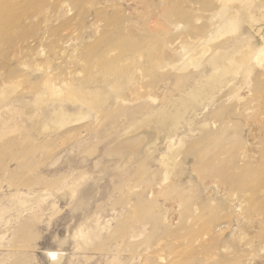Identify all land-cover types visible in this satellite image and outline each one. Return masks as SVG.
<instances>
[{
  "label": "rangeland",
  "instance_id": "obj_1",
  "mask_svg": "<svg viewBox=\"0 0 264 264\" xmlns=\"http://www.w3.org/2000/svg\"><path fill=\"white\" fill-rule=\"evenodd\" d=\"M0 264H264V0H0Z\"/></svg>",
  "mask_w": 264,
  "mask_h": 264
},
{
  "label": "bare ground",
  "instance_id": "obj_2",
  "mask_svg": "<svg viewBox=\"0 0 264 264\" xmlns=\"http://www.w3.org/2000/svg\"><path fill=\"white\" fill-rule=\"evenodd\" d=\"M204 50V49H203Z\"/></svg>",
  "mask_w": 264,
  "mask_h": 264
}]
</instances>
